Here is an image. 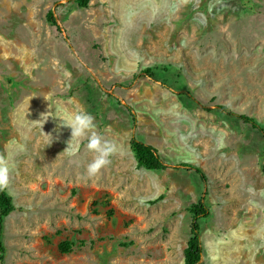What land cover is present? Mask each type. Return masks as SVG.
<instances>
[{"label":"rangeland","instance_id":"rangeland-1","mask_svg":"<svg viewBox=\"0 0 264 264\" xmlns=\"http://www.w3.org/2000/svg\"><path fill=\"white\" fill-rule=\"evenodd\" d=\"M81 110L118 149L92 178L86 138L62 153ZM0 154V264H182L198 201L199 264H264V0H0Z\"/></svg>","mask_w":264,"mask_h":264},{"label":"trees","instance_id":"trees-1","mask_svg":"<svg viewBox=\"0 0 264 264\" xmlns=\"http://www.w3.org/2000/svg\"><path fill=\"white\" fill-rule=\"evenodd\" d=\"M90 0H74L78 8H86ZM45 20L51 26L57 27L52 13L48 11L45 15ZM143 73L148 76H153L149 68H145ZM223 113L233 115L224 105H217L216 107ZM206 111H208L206 109ZM242 123L249 126L251 129L262 132V127L251 117L242 114H234ZM129 149L133 154L136 166L149 171H157L164 168V165L157 154V151L150 145H147L134 137L129 140ZM183 167L188 168L194 172L201 181H204V175L200 168L194 165L182 164ZM264 175V167H262ZM13 210V205L10 196L3 190H0V236L3 228V221L6 216ZM191 215L189 224V237L186 242V247L183 251L182 264H199L202 255V245L200 242V221L209 215L208 208L201 201L192 204L188 209ZM4 251L0 240V254Z\"/></svg>","mask_w":264,"mask_h":264},{"label":"clouds","instance_id":"clouds-1","mask_svg":"<svg viewBox=\"0 0 264 264\" xmlns=\"http://www.w3.org/2000/svg\"><path fill=\"white\" fill-rule=\"evenodd\" d=\"M45 117L46 115H43L41 121L34 122V124H41L43 127V121L48 119ZM60 122V127H68L71 130V138L67 143V148L62 153L74 156L78 151L79 141L86 138V148L90 153L94 154L92 161L87 165L86 176L88 178L97 176L103 168L110 164L111 156L116 154L118 150L117 145L94 131L96 128L95 117L86 111L81 110L75 113L70 120ZM43 134L48 137L50 144L52 141L51 135ZM10 172L8 159L5 155L0 154V190L7 188L9 185ZM249 192H254V189L249 188Z\"/></svg>","mask_w":264,"mask_h":264}]
</instances>
